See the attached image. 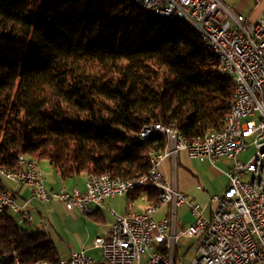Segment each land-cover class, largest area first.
<instances>
[{
    "label": "trees",
    "instance_id": "obj_1",
    "mask_svg": "<svg viewBox=\"0 0 264 264\" xmlns=\"http://www.w3.org/2000/svg\"><path fill=\"white\" fill-rule=\"evenodd\" d=\"M217 68L180 19L129 0H0V167L14 169L23 155L46 161L62 181L140 178L165 145L161 136L139 141L144 126L187 139L223 127L234 87ZM146 189L158 204V190ZM13 256L62 260L43 231L27 233L5 209L0 264Z\"/></svg>",
    "mask_w": 264,
    "mask_h": 264
},
{
    "label": "built area",
    "instance_id": "obj_2",
    "mask_svg": "<svg viewBox=\"0 0 264 264\" xmlns=\"http://www.w3.org/2000/svg\"><path fill=\"white\" fill-rule=\"evenodd\" d=\"M140 1L153 12L171 17L174 12H181L198 22L208 44L221 54L223 67L236 79V102L229 104L231 125H223L221 133L206 131L201 138L183 139L176 129L159 123L140 130L136 135L139 141L144 134H166L168 150L151 154V173L140 177L159 182L161 200L139 213L118 215L111 211L114 221L108 237H96L92 247L108 264H141L142 255L146 264H185L186 255L180 257L177 253L183 237L192 241L188 250L193 255L187 264H264V192L253 193V186L264 185V11L248 21L222 0ZM249 144L254 146V152L243 162L239 156ZM181 151L190 159L207 158L214 162L225 157L232 163L226 171L228 185L220 194L210 196L214 206L209 217L199 202L171 185L159 168L165 158L175 159ZM140 178L116 179L103 172L85 177L83 190L64 185L48 190L40 167L20 158L18 174L0 169V212L7 209L17 214L18 226L22 228L32 221L28 201L18 200L12 184L29 188L32 200L57 202L67 211L92 215L102 208L106 198L142 188ZM166 204L172 207V223L168 218L157 220L153 216ZM184 205L192 221L185 230L177 231L175 211ZM59 264H96V259L84 250L70 251Z\"/></svg>",
    "mask_w": 264,
    "mask_h": 264
},
{
    "label": "crops",
    "instance_id": "obj_3",
    "mask_svg": "<svg viewBox=\"0 0 264 264\" xmlns=\"http://www.w3.org/2000/svg\"><path fill=\"white\" fill-rule=\"evenodd\" d=\"M222 1L235 13L246 17L248 21L255 20L264 11V0ZM217 164H224L226 167H220ZM228 164L231 166L228 167ZM231 167L232 163L225 157L210 162L207 158L190 159L185 151L179 152L175 159L165 158L159 165L163 176L171 185L174 184L179 191L187 194L196 202L205 204L206 207H204L203 212L207 217L211 215L214 206L210 203V196L220 194L226 188L228 185L226 171ZM41 171L43 170L41 169ZM42 173L45 177L48 190L56 189L61 185H64L68 189L75 186L81 190L84 188L83 181L85 177L62 181L53 169L47 165ZM197 186H200V189H197ZM10 187L15 191L19 201H28L32 221L35 213L42 214L41 212H43L50 217L55 218L56 216L57 221L62 222L64 236L61 237L59 234L58 236L60 240L63 238L67 246L65 251L66 256L61 257L62 259L68 258L70 251L80 250H84L96 260L102 259L100 251L92 247V241L96 237H108L109 229L114 221V215L111 211L118 215L139 213L151 204L147 197L148 189L140 188V190L132 191L124 196L106 198L102 203V208L98 209L92 216H84L76 210H65L63 205L57 202L42 203L32 200L31 190L27 187L20 188L12 184ZM139 202L141 203L138 205ZM41 203L44 205L41 206ZM163 206H166L168 210L160 217L154 218L157 220L168 218L172 223V207L169 204ZM107 211L113 216L112 222H108L106 218L105 212L107 213ZM191 221L192 219L186 205L176 208L174 226L177 231L185 230ZM191 244V240L181 237L178 247L184 248L187 246L186 249L188 250ZM187 252L190 251L188 250ZM185 255H183V261L187 264L192 256L188 257L187 254Z\"/></svg>",
    "mask_w": 264,
    "mask_h": 264
},
{
    "label": "bare ground",
    "instance_id": "obj_4",
    "mask_svg": "<svg viewBox=\"0 0 264 264\" xmlns=\"http://www.w3.org/2000/svg\"><path fill=\"white\" fill-rule=\"evenodd\" d=\"M129 1L134 6H136L137 8L151 12L155 16L164 17V18L171 17V16H165L164 13L153 12L150 8L147 7V5L142 3L140 0H129ZM173 17L180 19L187 26L188 29L194 31L199 36V38L201 39L206 52L209 54H212L216 57V59L218 61V68H217L218 74L222 78L230 79L233 83V87H234L233 89L234 90H233V95H232L230 102H236V79L234 78L233 75L228 73V71H226L225 68L223 67V63L221 61V54L219 53L218 49H212L211 45L208 44V41L204 35V29H202L200 27V25L198 24V22L196 20H192L191 17L183 15V13H181V12H174ZM231 119H232V110L228 109L227 115L224 119V125H231ZM215 133H221V129H219V130H208V134H215ZM180 135L183 139H187L181 133H180ZM155 136L164 137L165 145H164L163 150H168V142L166 141V134H164V133L144 134L143 136H141V141H145V140L152 138V137H155ZM196 138H201V136H198ZM20 158L23 161H29L30 165L39 166L33 160H31V159H29L23 155H20V156H18L17 163H16V166L14 169H5V168H1V167H0V169H2L4 172H7V174H18V172L20 170ZM150 173H151V164H150V169L148 170V173L146 175H150ZM140 186L146 187V188H153V189L158 190L159 201L161 200V186H160L159 182L155 181L154 179H151V177H144V178H140ZM262 192H264V185L253 186V193H262ZM13 262H14V264H18V259L16 256H13ZM38 264H47V263H38Z\"/></svg>",
    "mask_w": 264,
    "mask_h": 264
},
{
    "label": "rangeland",
    "instance_id": "obj_5",
    "mask_svg": "<svg viewBox=\"0 0 264 264\" xmlns=\"http://www.w3.org/2000/svg\"><path fill=\"white\" fill-rule=\"evenodd\" d=\"M254 152V146L252 145H247L246 146V150L244 153L240 154L239 156V159L243 162H246L253 154ZM40 169H42L44 171L46 165L51 167L46 161H40L38 163ZM218 166L220 167H226L224 164H217ZM231 165L228 164V167H230ZM42 171V172H43ZM244 179H248V176H243ZM36 202V201H35ZM38 203V202H36ZM141 202L138 203V205L140 204ZM201 204L202 207H206L205 204L199 202ZM208 204V203H207ZM44 204L41 203V206H43ZM42 210H46V209H42ZM168 210V208L166 206H162L160 207L155 214H153V216L155 218H158L160 217L162 214H164L166 211ZM42 214H39V213H35L34 214V219L33 221H31L30 223H26V225H23V228L26 227L27 229L29 230H33V231H37V230H41L43 231L49 238V240H51L57 251H58V254L60 257H64L66 256V243L63 241V238H61L62 240L59 239V236L58 234L63 237L64 234H63V224L61 221H57L56 219V216L55 218L54 217H50L48 216V214L46 215L45 213L41 212ZM13 217L17 218V214L15 213H12ZM105 215H106V218L108 220V222H112V214H110L108 211L107 213L105 212ZM191 217V216H190ZM192 219V217H191ZM187 246H185L184 248L182 247H178L177 248V253L179 256H183L185 254H187V256L191 257L193 255L192 252H187ZM144 257L145 255H142L141 257V264H146L145 260H144ZM185 261L187 262V260L185 259Z\"/></svg>",
    "mask_w": 264,
    "mask_h": 264
}]
</instances>
